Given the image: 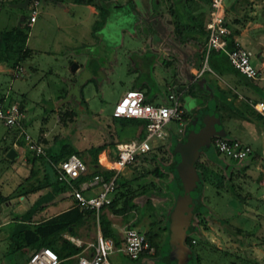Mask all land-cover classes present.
<instances>
[{"label": "rangeland", "instance_id": "374dc122", "mask_svg": "<svg viewBox=\"0 0 264 264\" xmlns=\"http://www.w3.org/2000/svg\"><path fill=\"white\" fill-rule=\"evenodd\" d=\"M13 1L0 0L1 31L11 28L17 21V11L8 7ZM37 1L35 9L45 22L41 28H35L34 25L25 27L26 38L32 46L26 45L25 40L24 47L27 48L28 55L19 60L24 64L21 75L16 73V68L13 66L17 56L11 55L9 51L6 53L10 61L7 63L8 70L0 72V92L20 105L25 123L21 125L19 119L14 127L8 128L0 122V156L6 144H10L18 152V156L12 159L18 160L13 165L14 170L22 164L26 167V173L32 175L39 173L42 164L38 159L33 162L27 161L26 158L34 152L27 149L23 132L43 148L51 142L56 131H65L69 127L74 134L86 133L93 128L90 133H93V140L98 141L102 139L101 135L104 138L112 135L113 130L117 140L127 137V128H118L117 122L110 117L113 104L125 89L134 87V83L137 82H145V85L138 86L144 96L149 97L157 91H165L162 81L159 82L158 76H155L152 70L156 56L145 46H148L150 41L154 44L156 38L160 39L161 35L170 38L174 36L172 20L167 12L170 0H142V2L137 0L138 9L135 10L134 16L125 11V6L111 7L105 24L86 20L85 23L72 24L67 30L63 27L56 28L60 18L55 17V14L42 15L40 12L42 0ZM225 2L226 0H223V4ZM255 2H258L256 8L252 6ZM243 9L244 12L255 9L256 13L248 14L259 17L264 27V0H247ZM75 12L73 11L76 18ZM27 14V9L20 11L22 17L17 25H24ZM120 27L124 30L119 35ZM66 32L68 37L64 35ZM162 45H169L165 38L160 40V47H163ZM211 50L208 53H211ZM81 51H84V56H75L76 53H82ZM74 56L81 66L75 71H70L69 65L74 62L71 57ZM157 67H154L155 70ZM212 91L219 95L215 89ZM189 95L191 94L181 95L183 107L189 109L187 117L182 120L183 130L188 117L192 116L195 109L202 105L211 109L212 102H215L199 93L193 94L194 102L190 104L187 102L191 99ZM83 98L84 101H79ZM163 102H166V99ZM68 103L70 105L67 109L74 110V115H63L66 109L63 106ZM191 106L193 108H190ZM96 111L98 114L94 116ZM218 112L220 121L216 133L225 136L228 132L222 127L221 108H218ZM73 116L77 117L73 118ZM178 126L177 121H168L162 128L165 133L163 139L155 138L154 142L149 139V143L155 145L149 150V153L154 152V158L141 159L138 156L132 163L119 170L118 175L130 178L140 172L141 166L149 170L153 166L166 163L170 155L166 150L167 146L170 145L172 148L174 140L181 135L177 132ZM7 128L9 132L6 131ZM43 130L46 131L45 136L41 135ZM5 132H8L7 135L4 134ZM89 137L86 134L84 140H88ZM69 141V134L64 138L59 137L55 140V146L58 147L61 142L69 143ZM78 146L84 151L88 145L82 142V145ZM252 147L256 149L258 146L253 144ZM259 149L262 150L259 158L251 159L250 154L239 162L217 153L211 144L199 154V159L206 163L207 169L216 177L222 176L224 183L217 187L204 182L200 195L201 205L192 220L195 228L185 235L192 238V243L188 245L191 255L180 264H264V186L257 182L259 177L264 176V144L258 148V152ZM79 157L83 161V158ZM205 157L210 160H206ZM221 162L229 164L231 174H226ZM242 162L246 163L244 168L239 165ZM9 164L10 162L0 160L2 178L0 187L3 185L4 191L6 190L4 192L1 189V192H8L7 194L14 192L20 186H14V182L9 178L10 174L4 176V172L12 168L8 167ZM227 177L230 179L229 182H225ZM148 178L155 183L158 182L151 175H148ZM167 178H163L159 183L162 184ZM30 184L27 183V187ZM170 185L169 182L166 187L170 188ZM228 188L230 190L232 188L233 191ZM151 190L153 191L146 189L145 192L133 197L131 212L137 217L135 220L137 223L132 226L140 232H144L147 228L150 232H155L152 242L156 252L154 245L150 243L154 251L151 255L145 254L142 261L139 258H129L116 250L109 254V259H112L114 264H164L165 262L175 264L176 259L173 255L175 237L170 224L177 220L178 211L169 212L170 206L162 210L160 207L157 208L162 205L163 196H152L148 199ZM23 206L24 204L20 206L17 195L2 201L0 222L11 218L13 210L19 211ZM113 220L119 223L120 219L114 217ZM3 234L0 231V238L4 236ZM93 238L94 233L90 240L93 241ZM8 249L7 242L1 239L0 259L4 263H24L27 251L23 254L18 251L10 253ZM58 264H73V261L68 256L59 259Z\"/></svg>", "mask_w": 264, "mask_h": 264}, {"label": "crops", "instance_id": "0c3cea01", "mask_svg": "<svg viewBox=\"0 0 264 264\" xmlns=\"http://www.w3.org/2000/svg\"><path fill=\"white\" fill-rule=\"evenodd\" d=\"M15 1L17 0H14L13 2ZM13 2L9 3L8 7L17 11V15H16L17 21L15 23V25H17L20 17H22L20 15V11L28 9L27 8L28 5L27 7H19L16 4H13ZM41 3L42 5H41L40 12L42 15L47 16L49 14H55L54 15L55 17L60 18V21H58L57 22L58 24H56V28L63 27L64 29L67 30L74 23H77V22L85 23L86 20L90 22L91 20L94 21L98 18V10L93 5L82 2V1L42 0ZM199 3H200L199 9L204 10L202 19L205 22L206 17H207L208 5L200 1ZM246 3H247V0H226L224 4L225 21L227 23L229 30H232V29L237 30L235 33L232 34L233 40L238 42L240 45L246 47L250 51L251 53L250 62L255 67H257L260 71V75L258 78L249 79L247 77H241L239 74L231 72V71H222L220 73H216L212 71L209 67H208L209 68L208 70H204L200 75L193 78V72L195 71L196 68H198V66L200 65V61H201V59L199 60L195 56V51H196L195 44L191 42L190 43H182V42L180 43L176 39H174V36L173 37L171 36L170 38V36L164 37V35H161L160 39L156 38L157 40H155L154 44L153 42L151 43V41L148 42V46H145V48L151 51V53H153L154 56H156V61L154 63L152 70H153L154 75L158 76L159 82L162 81L165 87V91H157L156 93H153L149 97L145 96V99L152 103H160L166 99L165 98L166 94L169 91L175 92L177 94L180 106L183 110V119L185 120V118L188 115L187 110L189 109L186 110L183 107L181 95H183V93H187L185 90V87L190 82L200 79L201 82L203 81L204 84L208 86H211V87L216 86V87H219L225 90V95H226L225 102L222 103L223 104L222 107L219 106V108H221L222 117H223L222 127L224 131L228 132L227 135H225L224 137L238 139L242 142H245L251 148V155H250L251 159H257L260 157L261 152H262L261 149H259V152H258V148H260V146L264 144V140H263L264 138V108L261 111H258L254 107V104H256V107L258 108L259 102H262L264 105V27L262 23L260 22L259 17H255L253 16V14H250V15L248 14V13H256L255 9L244 12L243 6ZM115 4L116 5H114L112 8H116L119 6L117 2ZM168 5L170 4L168 3ZM253 5L256 8L258 6V2H255V4H252V6ZM180 7L186 8V5L183 4ZM136 9H138V6H136ZM73 11H76L75 12L77 15L76 18L74 17L75 15ZM57 15H59V17ZM108 18L104 19L102 25L107 22ZM44 22L45 20L41 18L39 12H36V17L29 26L32 27L34 25L35 28H41ZM263 23H264V20H263ZM122 30H124L123 27H120L118 31L119 35L122 33ZM64 35L68 37V32H66ZM163 38L166 39L169 45L168 46L162 45L163 47H160V40ZM25 40H26V45L31 47L32 44L30 45L29 40H27V38H25ZM81 52L82 53H76L75 56L83 55L84 51H81ZM27 55H28V52H27ZM75 56L71 57V60H74L76 67L74 70H70V65H69L70 71H75L81 66L80 64L77 63ZM8 62H10L8 59V55L5 54V52H0V72L8 70V67H9L7 64ZM13 66H15V68L17 66H20V71L17 74L21 75L22 67L24 66V64L20 62L18 59H16ZM155 66H158L156 70L154 68ZM166 74L168 76L165 77L164 75ZM134 84L135 86L130 87V88L141 90L139 87L142 85H145V82H137ZM195 94H199V93L197 92ZM189 96L191 97V99L188 100L187 102L192 104L194 102L192 99V96L194 95L192 94ZM0 98L2 102L11 101L7 98V95L2 92H0ZM80 100L84 101V98L79 99V101ZM70 103H68L66 106H63V107L67 109V106L70 105ZM192 106H195V105H192ZM192 106L190 108H193ZM202 107L204 106L202 105ZM202 107H198L197 109H195L194 112H196L198 109ZM96 114H98L97 111L94 112V116ZM22 115L23 114L21 111L20 124L25 125ZM76 117L77 116L75 117L73 116V118H76ZM110 117H111V114H110ZM219 121H220V118H219ZM70 128L71 127L67 128L65 131L64 130L56 131L52 136V140L55 141L59 139V137L64 138L69 134L70 145L79 150H80V147L78 145H82V142L90 146V145H95L97 143H100L102 141H106V142L108 141V138H104L103 135H101L102 139H100L99 141L96 139L93 140V135H92L93 133L92 134L90 133V131L94 130L93 128L88 130L86 133L79 132L75 134L71 132ZM125 128H127L126 130L127 137H124V139L117 140L114 135L115 131L113 130V134L109 136L112 143L105 144V146L96 154V162L99 166L101 167H103V165L109 166L110 160L115 156V150L113 146L115 142L125 141L128 139L140 136L142 134V126L140 124L136 126H132V127L125 126ZM177 132H180L182 134L183 132L182 125L178 126ZM86 134L87 136H90L88 140H84ZM41 135L45 136L46 131L43 130ZM253 144L257 145L258 147L254 149L252 147ZM88 146H86L85 149ZM12 148L16 152L15 157H17L18 156L17 150L14 147ZM85 149L84 151L81 150L83 153H81L80 156L83 158L84 164L86 166V171L89 172L91 170V166H93L95 163L91 161V158L89 154L85 151ZM166 150L168 149L166 148ZM16 161L18 160L16 159L10 162L8 167L10 166L13 169L10 168V170L4 172V176L10 174L9 178L11 179V182L12 181L14 182L15 184L14 186L20 185L21 189L22 187L24 189L26 188L28 189L30 186H34V187L31 190L26 191L25 193L21 195H17V199L20 202V206L22 204H24V206L19 211L13 210L11 214V218L14 213H20L24 211L36 198L47 195V194H51L52 197L49 200L43 202L41 204V207L35 211V213L32 215L33 220H39L41 218L51 216L59 211H62L70 207L73 204L74 200L72 196L69 194V188L54 192V189L53 188L51 189L47 185L45 176H44V174L46 173V169L43 167V165L42 166L40 165L38 174L36 172L34 175H32V174L26 173V167L22 166V164H19V167L15 168L14 170L13 165L15 164ZM15 171L20 173V175H17ZM48 173H49L48 178L53 179L54 178L53 173L51 171ZM116 175H118V171ZM168 175L170 176V173H168ZM169 176L166 180L169 179ZM33 179L34 181L32 182ZM1 180L2 178L0 177V183L2 184ZM257 182L261 186H264V176L259 177ZM27 183L29 184L31 183L29 187H27L26 185ZM1 187H0V194L6 195L8 192L4 193L6 192V190L4 191L5 186L3 187L2 185ZM1 189H3L4 192H1ZM95 190H96V187H92L89 189H85L83 193L88 195V194L93 193ZM149 195L150 197H147L148 199L152 198V196H158L159 194H154V191H150ZM161 196H163V203L161 206H158L157 208L160 207V209L162 210L170 206V203L172 202V194L168 192ZM4 201H6V199L3 200V202ZM103 210L105 211L106 216L110 219L111 226L117 231L119 239H120V228L122 226L134 227V226H131L130 224L132 221L135 222L137 217H135V215L132 214L131 212L132 209H130L127 214H113V213L108 212L106 209H103ZM114 217L115 218L119 217L120 219L119 223H115V221L113 220ZM11 218H8L0 222V231L4 233L3 234L4 236L0 238V240L2 239L4 242H7V247L9 244L8 226H10L11 224ZM212 219L215 220L214 218ZM147 230L148 228L145 229L144 231H147ZM93 233H95L94 222H92L91 220H85L79 227H77L75 235H70L64 232L62 233V236L68 239L69 241H71L72 243L73 241L70 240L68 236L79 239L82 242H88V241H91L90 238L92 237ZM142 233L144 234V232ZM32 249L33 248H29V249L24 248L22 254L27 251V255H28ZM87 251H89V249L86 248L84 252L87 253ZM113 252H116V250H114ZM70 258H72L73 264H77L76 254L70 256ZM137 258L143 261V259L145 258V254L141 253ZM109 260L111 264H114L112 259H109ZM0 264H8V263H4V261L0 259Z\"/></svg>", "mask_w": 264, "mask_h": 264}, {"label": "trees", "instance_id": "16d2710c", "mask_svg": "<svg viewBox=\"0 0 264 264\" xmlns=\"http://www.w3.org/2000/svg\"><path fill=\"white\" fill-rule=\"evenodd\" d=\"M76 1H82L91 4L98 10V18L95 20L98 24L104 21L109 8L116 5L115 4L116 2H111L110 0L108 1L76 0ZM199 1L208 5L209 0H170L169 4L171 6L169 5L167 12L172 20V24H173L172 31H173L174 39H176L180 43L181 42L194 43L196 47L195 56L197 59L200 60L202 59V55H203V49H204L203 43L206 35V30L204 28L205 22L202 19L204 10L199 9L200 7ZM182 3L186 5V8L180 7ZM129 10L130 9L125 6V11L127 13H130ZM25 27L28 26L24 22L23 26L15 25L10 29L0 31V52H5L6 54L9 51L11 52L12 55L15 54L17 56L16 59L18 60L23 59L28 52V50L24 47V41L26 38ZM236 31H237L236 29L230 30L226 38L227 48H231L233 46L232 34L235 33ZM211 51L212 52L208 53L207 55V65L212 71L216 73H220L222 71H231L239 74L241 77H245L244 75L236 71L229 64L225 54L222 51L220 50H211ZM213 89H215L219 95L213 93L212 91ZM185 90L187 93L191 95L198 92L203 96L207 97L208 99L210 98L211 100L215 101L212 102V108L218 113V117H220L218 108L219 106L222 107L223 105L222 103L225 102V96H226L225 90L216 86L215 87L208 86L204 84L203 81L201 82L200 79L190 82L185 87ZM217 96H219L218 97L219 99H217ZM20 108L21 107L19 105V109ZM194 113L195 112H193V114ZM70 114L74 115V111L68 109H65L63 111V115H70ZM111 118L117 122L118 128L120 129L125 126L132 127L139 124L142 126L144 123L142 119L133 118V117H118L111 115ZM6 131L9 132V129L7 128ZM8 132H5V134H7ZM183 135L184 134L182 132L180 137H177L174 140L172 148L170 147V145L167 146L170 155L166 163L162 165L159 164L158 166H153L149 170L145 169V166H141L140 172L130 178H123L120 177L119 175L115 176V186L111 194V199L107 204L99 208L97 214L98 227L102 237L111 238L114 245H117L120 242L117 231L111 226L110 219L106 216L105 211L103 209H106L108 212L113 214H127L128 211L133 207V202H132L133 197H135L138 193L145 192L146 189L147 190L153 189L154 194H159V195H164L170 192L172 194V202L170 204L169 212L170 211L173 212L177 210V203H178L177 171L182 162L177 147L178 144L183 141V137H184ZM107 138H108L107 142L102 141L95 145H90L85 149V151L89 154L91 161L95 164L91 166V170L89 172L86 171L85 174L72 180V183L74 185H76V183L79 180L89 177L93 174H100L105 179L109 178L113 174L112 169L103 168L99 166L96 162V154L105 146V144L112 143L109 135H107ZM174 145L176 146V148ZM10 146H11L10 144H6V146L2 149L3 152L2 155L0 156L1 161H5V162L12 161V159L6 158L4 156L5 151ZM70 153H74L80 156V154L83 152L79 149L74 148L68 142H61V144L58 147H56L55 141L51 140V142L44 148L43 154H32L26 159L29 162H33L36 159L40 161V163L46 169V173L44 174V176L47 185L51 189L53 188L54 192H57L59 190H63L69 187L67 183L56 179L53 165L56 164L59 160L65 158ZM138 156H140L141 159H146L149 157L154 158V152L149 153V151H147L145 153L138 154L135 156V159ZM205 158L206 160H210L208 157ZM221 164L222 166L225 167L226 174L227 175L231 174L229 164H226L224 162H221ZM193 165L196 174L202 183V187L204 182H207L211 185H215L217 187L221 186L222 183H224L222 182L223 181L222 176L219 175L218 177H216L215 175H213V173L210 170L207 169L206 163H204L199 159V155L196 157ZM239 165L241 166V168H244L246 166V163L242 162ZM50 171L53 173L54 176L53 179L48 178L49 176L48 172ZM168 173H170L169 179L162 182V184L159 183V181H161L163 178L168 177ZM148 175H151L153 178L157 179L158 182L155 183L152 179L148 178ZM226 181L228 182L230 181L229 177L225 179V182ZM169 182L171 183V185L170 188H167L166 185ZM18 187L17 190H14V192H11L10 194L7 195L0 194V202L9 198L12 195H21L26 191L32 189V187H29L28 189L27 188L24 189L23 187L22 189L21 188L19 189ZM230 191H233V189L231 188ZM51 197H52L51 194L40 196L36 198L24 211L13 214L11 218V224L10 226H8V239H9L8 252L14 253L18 251L19 253H22L24 248L29 249V248H37L39 246H46L49 247L51 250H53L56 256L59 257L60 260L64 257H68V256L70 257L79 252L81 246L74 245L71 241L64 238L62 236V233L66 232L70 235H75L77 227H79L85 220H91L92 222H94L93 210L80 208L79 206L75 205L73 202V204L70 207L62 211H59L51 216L41 218L39 220H33L32 215L35 213V211L41 207V204L43 202L49 200ZM199 206L191 215V221H190L191 227L189 231L195 228L194 224L192 223V220L193 217L197 214V210ZM134 224L135 222L132 221L130 225L132 226ZM144 234L146 235L148 242L154 245V243L152 242V237L155 235V232H150V230L148 229L147 231H144ZM191 239H192L191 236H184V242L187 246L192 243ZM154 248L156 252L155 245Z\"/></svg>", "mask_w": 264, "mask_h": 264}, {"label": "built area", "instance_id": "2783aa9c", "mask_svg": "<svg viewBox=\"0 0 264 264\" xmlns=\"http://www.w3.org/2000/svg\"><path fill=\"white\" fill-rule=\"evenodd\" d=\"M35 4L37 0H31L28 4L26 25L29 26L36 17ZM206 35L203 43V55L200 65L193 72V78L208 70L207 54L209 50L222 51L229 64L240 74L249 79H256L260 71L250 62V51L233 40V46L227 48V36L230 32L225 21V9L223 0H209L207 18L204 23ZM16 73L20 66L16 67ZM254 107L261 111L264 108L262 102ZM112 116L133 117L144 121L140 136L114 143L115 156L110 160L109 166L103 168L112 169L113 174L105 179L100 174H93L74 185L72 180L86 173V166L82 159L70 153L65 158L53 165L57 180L67 183L69 194L74 204L83 209L94 212L95 233L93 241L82 242L79 239L68 236L76 246L81 249L76 254L77 264H111L109 254L114 250L121 251L129 258H137L141 253L152 254L154 248L147 241L145 235L134 227L122 226L120 228V245H114L109 237H102L98 227V210L107 204L115 186L117 171L133 162L135 156L149 151L155 145L149 143V139H163L165 133L163 126L170 120L182 124L183 110L180 106L177 94L169 91L166 94V102L152 103L145 99L142 91L135 88L125 90L115 101L111 110ZM21 117V111L16 101H0V122L5 127L15 126ZM23 139L27 149L34 154H43L44 148L36 143L27 133L23 132ZM210 143L222 156H227L237 162L242 161L251 154V148L245 142L238 139L226 138L221 135H212ZM96 187L91 194H84L85 189ZM192 241V240H191ZM83 245V246H82ZM89 251L84 252L85 249ZM59 259L55 252L46 246L33 248L27 255L23 264H58ZM168 264V263H164Z\"/></svg>", "mask_w": 264, "mask_h": 264}, {"label": "water", "instance_id": "95a60500", "mask_svg": "<svg viewBox=\"0 0 264 264\" xmlns=\"http://www.w3.org/2000/svg\"><path fill=\"white\" fill-rule=\"evenodd\" d=\"M25 1L21 6L24 7ZM75 67L74 62L70 64V70H74ZM218 124V113L213 108L204 106L198 109L185 123L183 141L177 147L182 160L177 171L178 217L175 222L170 224V229L175 237L173 252L176 259L175 264L184 262L191 255V251L184 243V236L190 230L192 213L201 203L202 189V183L196 174L193 163L199 153L208 147L211 136L217 134ZM15 155L16 152L12 147H9L4 153V156L9 159H13Z\"/></svg>", "mask_w": 264, "mask_h": 264}, {"label": "flooded vegetation", "instance_id": "af4514ba", "mask_svg": "<svg viewBox=\"0 0 264 264\" xmlns=\"http://www.w3.org/2000/svg\"><path fill=\"white\" fill-rule=\"evenodd\" d=\"M23 1L24 0H17V1H15V2H13V4H17V6H19V7H23V6H21L22 5V3H23ZM30 1L31 0H26L25 2H24V7H27V5L30 3ZM102 1H106V0H102ZM111 2H115V1H112V0H110ZM140 2H142V0H140ZM137 3V0H121V1H118L117 2V4L119 5V6H123V5H125L126 7H128L130 10V14H132V16H134V12H135V10L137 11V9H136V4ZM107 14H108V12H107ZM106 17V19L109 17V16H105ZM135 18V17H134ZM133 22H134V20H133Z\"/></svg>", "mask_w": 264, "mask_h": 264}]
</instances>
